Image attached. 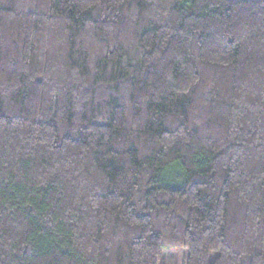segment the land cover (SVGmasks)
Listing matches in <instances>:
<instances>
[{"label": "trees", "instance_id": "1", "mask_svg": "<svg viewBox=\"0 0 264 264\" xmlns=\"http://www.w3.org/2000/svg\"><path fill=\"white\" fill-rule=\"evenodd\" d=\"M264 264V0H0V264Z\"/></svg>", "mask_w": 264, "mask_h": 264}, {"label": "rangeland", "instance_id": "2", "mask_svg": "<svg viewBox=\"0 0 264 264\" xmlns=\"http://www.w3.org/2000/svg\"><path fill=\"white\" fill-rule=\"evenodd\" d=\"M185 258L184 250H166L164 252V262L165 264H182Z\"/></svg>", "mask_w": 264, "mask_h": 264}]
</instances>
